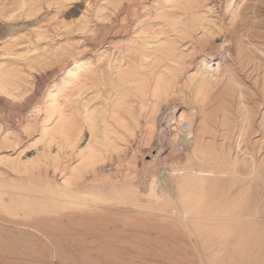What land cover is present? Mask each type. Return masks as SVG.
I'll return each mask as SVG.
<instances>
[{"label": "bare ground", "instance_id": "bare-ground-1", "mask_svg": "<svg viewBox=\"0 0 264 264\" xmlns=\"http://www.w3.org/2000/svg\"><path fill=\"white\" fill-rule=\"evenodd\" d=\"M216 1L0 0V144L14 130L26 141L40 132L33 156L0 155V215L122 204L151 210L165 232L264 229V42L239 44L253 64L246 89L232 69L217 80L203 60L198 77L181 78L196 54L223 46L212 41L222 29L211 17ZM257 8L264 15V0H226V24ZM188 87L189 115L175 117ZM40 110L39 129L31 117ZM163 119L177 121L169 142L184 160L168 157L147 176L123 167L164 140ZM157 148L160 157L169 144Z\"/></svg>", "mask_w": 264, "mask_h": 264}, {"label": "rangeland", "instance_id": "rangeland-1", "mask_svg": "<svg viewBox=\"0 0 264 264\" xmlns=\"http://www.w3.org/2000/svg\"><path fill=\"white\" fill-rule=\"evenodd\" d=\"M225 1L217 0L216 3H210L215 11L211 17L222 25V29H218L212 41L216 45L222 42L223 46L219 49L215 47L210 57L196 54L192 61L194 63L188 64L187 69L182 71L181 78L184 81L186 75L193 72L198 77V71L205 66L204 61L208 63L206 67L214 70L217 80H224L227 69H232L246 89L254 83V72H250L253 64L245 65L239 44L244 45L249 39L264 42V15L261 8L243 9L241 16L234 20L232 25L227 23V27L226 22L230 19L227 18ZM256 7H260L259 2ZM77 16L76 14L68 17V20H74ZM225 34L228 35L229 41H223ZM0 36H5V32L1 31ZM228 48L231 52L227 51ZM258 53L256 51L253 54L262 55ZM254 55H252L254 61H257ZM186 89L185 103H178L175 117L179 118L186 113L189 115L190 88ZM72 104V100H68L64 106L69 107ZM255 107V110L262 108L259 105ZM233 116V119L241 120L237 110ZM31 119L40 129L44 110H40ZM186 121L187 119L183 124ZM160 124L163 135L168 134L164 135V140L155 141L154 148L149 149V146L143 148V152H138L137 156L129 155L123 167L133 163L134 167L137 165L135 168L137 174L140 173L139 176L143 174L147 176L148 170L155 167H159L157 173H161L162 165L165 162L166 165L169 164L168 157L178 162L184 160V154L177 151L169 142L174 137L173 131H176V128L172 127L176 126L177 121H171L172 127H168L165 119ZM8 134L11 138L8 141L9 145L7 146L6 142L0 144V155L10 154L14 157L24 149L23 160L33 156L34 147L29 145L39 139V130L30 141L23 140L19 130ZM17 135L21 137L17 138ZM179 135L178 132L177 137H180ZM165 143L169 144V148L162 151L160 157H155L158 145ZM81 144H84V141ZM66 160L72 161L71 158ZM121 207L122 204H117L96 213L68 212L67 215L55 217L57 219L48 216L13 217L1 214L0 264H264V229L242 232L229 230L165 232L157 227L163 221L151 213V210L143 209L142 212L136 207V210L128 212Z\"/></svg>", "mask_w": 264, "mask_h": 264}]
</instances>
